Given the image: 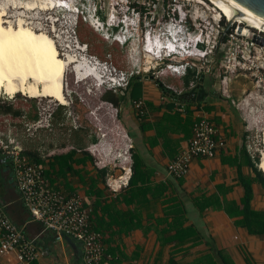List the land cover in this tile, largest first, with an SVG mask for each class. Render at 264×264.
I'll return each mask as SVG.
<instances>
[{"label": "crops", "instance_id": "crops-1", "mask_svg": "<svg viewBox=\"0 0 264 264\" xmlns=\"http://www.w3.org/2000/svg\"><path fill=\"white\" fill-rule=\"evenodd\" d=\"M219 79L217 71L202 73L200 81L178 91L175 87L181 75H138L118 92L126 97L114 107L116 119L137 163L132 182L116 194L108 190L105 179L109 171L120 169L109 159H98L95 149L100 144L92 143L89 135H82L71 123L75 118L72 106L66 105L62 113L56 111L53 119L56 126L67 124L69 134L40 128L23 143V118L17 119L21 126L16 128L1 114L0 130L16 137L28 151L26 155L44 167L54 189L82 199L90 210L91 227L103 235L107 264H264V232L251 233L238 225L242 215L235 214L248 191L251 209L264 214V186L256 180L247 149L248 136L254 135L257 125L248 112L232 103L247 79H234L229 98L222 95ZM162 83L173 90L164 91ZM104 92L99 93L100 100ZM138 99L146 105L143 118L134 108ZM202 117L213 122L226 144L213 157L193 159L185 177H172L167 166L191 138L193 123ZM107 139L103 142L115 147L117 138ZM0 204L36 246L37 258L29 264H83L81 242L31 221L16 188L11 158L1 153ZM227 205L233 215L225 210ZM0 264L25 263L9 252L0 256Z\"/></svg>", "mask_w": 264, "mask_h": 264}, {"label": "built area", "instance_id": "built-area-1", "mask_svg": "<svg viewBox=\"0 0 264 264\" xmlns=\"http://www.w3.org/2000/svg\"><path fill=\"white\" fill-rule=\"evenodd\" d=\"M165 1L132 0L130 9H111L106 21L100 19L101 9L95 7L87 19L84 17V21L87 20L95 31L101 32L109 43L134 46L129 52L131 60H139L137 57L140 53L139 58L156 64L143 69L121 70L113 65L109 54L104 60L89 55L87 45L78 42L75 36L76 44L82 45L83 56L90 64L100 68L101 88L120 91L129 85L130 78L134 76L159 78L166 74L184 75L188 68H196L198 74L214 73L216 57L220 54L222 95L231 97L229 83L238 73L255 79L254 86L264 89V45L253 41L254 35L264 39L262 29L238 19L228 20L209 0H196V9H186V2L193 0H171V5L179 4V8L164 9ZM156 6L162 9H151ZM76 10L73 30L79 15L83 13ZM228 22L229 30L219 42ZM245 27L248 32L242 33L240 28ZM166 88L167 91L173 90L172 86L166 85ZM232 103L240 106L234 101ZM36 104L38 119L35 122L23 121L28 136H34L40 128H51L53 114L61 105L50 98H37ZM134 108L139 118L146 116L143 99L134 101ZM73 123L77 126L75 121ZM248 137L247 149L254 159L261 152L259 138L255 139V134ZM225 144L212 121L205 117L196 120L191 138L168 164V174L178 179L185 177L193 159L213 157ZM131 148V143L125 148V163H121L119 168L114 165L120 170L106 174L105 184L111 193H119L129 186L133 174ZM23 151L16 137L4 135L0 130V153L11 158L16 188L31 221L41 223L53 233L81 242L83 264H107L104 260L103 235L92 229L90 210L83 205L82 199L78 195H67L54 189L45 176L44 167ZM9 252H14L20 263L29 264L37 258L35 244L7 217L0 204V256Z\"/></svg>", "mask_w": 264, "mask_h": 264}, {"label": "rangeland", "instance_id": "rangeland-1", "mask_svg": "<svg viewBox=\"0 0 264 264\" xmlns=\"http://www.w3.org/2000/svg\"><path fill=\"white\" fill-rule=\"evenodd\" d=\"M40 0H20L19 4H14L12 1H5L0 0V5L4 4L6 9L14 12V11H21L24 12L26 22L29 23V25H32L36 28H39L44 31L47 35H49L53 41L56 43V46L58 47L60 55L63 57L66 54L70 53L73 55H76L78 58H80L79 63L82 64L84 69L96 72L98 68L94 66L93 64H90L87 59L84 57H80L78 55H83L84 52L80 51L76 48V38L78 42L79 38H83L85 40L89 39H97L98 42L105 40L103 34L101 32H97L93 29V36H88L86 33V30L91 26L89 25L88 21H84V17L87 19V16L91 13L93 7L100 10L101 12L99 14L100 19L103 21L107 20V16L110 13L111 9H130L133 2L132 0H62V4L64 6H56V7H41ZM66 1V2H65ZM31 2V8L28 6H25L26 3ZM171 0H166L164 9H178L179 4L171 5ZM211 2V1H210ZM170 3V4H169ZM212 3V2H211ZM213 4V3H212ZM66 5V7H65ZM215 6V4H213ZM21 6V7H20ZM167 6V7H166ZM217 6V5H216ZM215 6V7H216ZM130 7V8H129ZM76 9H79V11H82L83 13L80 16V18L84 21L83 28L76 32V28L73 30V20L75 18V13L73 11H76ZM151 9H162L161 6L152 7ZM186 9H196V0L186 2ZM216 9H220L218 6ZM71 22V23H70ZM124 27L121 29L123 30ZM95 31V32H94ZM70 32V33H69ZM108 45H112L107 40H105ZM96 44V41H93ZM81 43V42H80ZM92 43V42H91ZM83 44V43H82ZM92 46V45H91ZM120 49H117V53L120 55L109 52L108 54L111 56V61L113 65L121 70H126L127 67L129 68H147L148 65H156L155 62H148L145 60V58H139L140 53L138 54L137 61L135 60H128V55L134 46L131 45H120ZM94 50V48H92ZM89 49L87 48V51ZM91 50V49H90ZM121 50V51H120ZM125 50V53H124ZM111 53V54H110ZM78 54V55H77ZM89 54V52H88ZM104 59H106L107 55ZM90 55V54H89ZM98 57V56H97ZM219 60H216L215 62V71L219 72L220 74V81L223 75L222 69L220 67V60L221 55H218ZM101 59V60H104ZM126 60V61H125ZM159 63V62H158ZM74 65L69 64L66 70L65 75V82L67 84V99H68V106H72L74 110V121L76 122V125L80 127H83L85 130L87 129L88 125L91 127L92 131L91 134L95 135L98 138V141L96 144H100L98 147H96L99 157L101 159H109L110 163L113 165H116V167L119 168V165L125 161L126 155H125V148L129 145V139L124 137V131L120 128L119 123L117 121V111L109 104H101L100 100V94L101 91H105L103 88H97L94 85L93 79H87L86 81L81 82H75L74 80ZM97 68V69H96ZM74 74H73V72ZM89 76H93L91 74H88ZM87 75V76H88ZM97 75L99 76V69L97 70ZM239 76H244L243 74H237L231 78V82L229 83V92L231 95V87L230 84L234 82V79H236ZM246 83L245 89L241 91L240 97L235 103H238L241 107L240 109L245 110L248 112L253 120L254 125H257V130H255L256 138H259V148H263V132H264V89L260 86L255 87L254 82L255 79L251 78L248 75H245ZM219 81V83H220ZM66 89V85H65ZM66 95V92H65ZM35 99L36 101H32ZM49 98H46V100ZM51 99V98H50ZM53 100V99H52ZM87 103L88 107L81 104V103ZM32 102L37 103V98H27V96L22 95L21 93L15 94L13 97H9L8 95H3V93L0 95V105L1 106H7L8 103L13 104V108L17 109L19 107H29ZM57 102V101H56ZM58 103V102H57ZM25 105V107H24ZM64 105V104H61ZM98 109V110H97ZM95 111L98 116V119H94L92 116V112ZM97 111V112H96ZM3 119H0L2 121ZM7 122H9L7 120ZM12 124L16 128H20L21 124L20 121L14 120ZM74 124V123H73ZM23 125V124H22ZM76 126V127H77ZM69 126L66 124L64 126H56V123H52L51 131L47 130L48 133L51 134H57V135H66L69 134L68 130ZM48 129V128H45ZM105 135V136H104ZM116 137L117 140L115 143V147H111L106 145L103 141L109 140L107 138ZM111 142V140H110ZM95 144V143H94ZM261 153V152H260ZM119 154H123L122 157L119 156ZM106 160V161H107ZM99 161V160H98ZM125 163V162H124ZM117 168V169H118Z\"/></svg>", "mask_w": 264, "mask_h": 264}, {"label": "bare ground", "instance_id": "bare-ground-1", "mask_svg": "<svg viewBox=\"0 0 264 264\" xmlns=\"http://www.w3.org/2000/svg\"><path fill=\"white\" fill-rule=\"evenodd\" d=\"M5 1H12L14 4L20 3V0ZM209 1L215 6L217 5L220 8L217 10L228 20L238 19L242 23L255 26L264 31L263 27L255 23L232 16L214 0ZM39 3L41 7L48 8L64 6L62 0H40ZM25 6L31 8V2L26 3ZM73 12L76 18L77 10ZM24 17V12H12L6 9L4 4L0 5V95L3 93V95L13 97L15 94L21 93L27 98H51L59 104L68 105L65 75L68 65L73 63H75L73 68L75 74L72 71L75 82L93 79L95 87L101 88L100 68L96 66L99 69L100 75L98 76L97 68L96 72L84 69L82 64L77 62L80 58L76 55L68 53L62 57L53 39L43 30L29 25ZM72 25H74V21ZM240 31L242 33L248 32L246 27L240 28ZM81 46L79 43L76 48H80L81 51ZM78 56L87 59L83 55ZM95 115L96 113L93 111L92 116L97 119ZM262 142L263 148L261 149L258 166L264 173V132ZM119 156L121 157L120 154Z\"/></svg>", "mask_w": 264, "mask_h": 264}, {"label": "trees", "instance_id": "trees-1", "mask_svg": "<svg viewBox=\"0 0 264 264\" xmlns=\"http://www.w3.org/2000/svg\"><path fill=\"white\" fill-rule=\"evenodd\" d=\"M83 22L84 21L80 17H78V21H77V25H76V32L80 31L83 28V26H84ZM86 33L88 36H93V28L89 27L86 30ZM102 40L103 41L100 40V42H98L97 39L85 40L83 38H79V41L81 43H84L87 45V48L89 49L88 50L89 54L96 55L100 59H104L106 54H108L109 52H114V53L120 55L119 53L114 51V49L117 50V49L121 48L117 42L111 43L112 45H108L104 39H102ZM93 41H96V44ZM92 48H94V50ZM124 53H125V50H124ZM136 77L137 76L130 78L129 85L125 89H127L131 85L132 81L135 80ZM201 77H202V74H198L196 68H188L186 70V73L184 75H181V80H180L181 82H177L175 88L177 90H181L183 88H188L191 85H193L195 82L200 81ZM159 81L161 83V80H159ZM166 85L167 84L162 83V88L164 91L168 90L166 88ZM169 86H171V85H169ZM118 92L119 91L107 90L101 96V100L108 102V103H111L112 106H114L115 108H118L122 104V102L124 101V99L126 97L125 95H122ZM32 101H36V100L33 99ZM81 104H83V103H81ZM24 107H25V105H24ZM64 108H65V105H59L57 107V109L55 110V112L53 114L52 123H53V119H54V115H55L56 111L58 113H62L63 112L62 109H64ZM0 114L4 115V118L6 117L8 119H11L13 122H14V120H17L18 118L22 117L23 118L22 124H23L24 120H25V122H35L38 119V110H37V106H36L35 102L34 103L32 102V104L29 107H26V108L19 107L17 109H14L13 104H11V103H8V105L5 107L0 105ZM76 128L79 129V132L82 135H89L91 137L92 143H96L98 141V138L95 135L91 134L92 129L89 125H88L86 130L83 127H80V125L77 126ZM48 130H51V128H49ZM25 138H26V140H31V139H29L31 137H29L25 134L24 140H22L23 143H24V141H26ZM23 153L28 155V151H25V149H24ZM130 153H131V158L133 160L132 171L134 174V168H135V165L137 163V158L133 154L132 150H130ZM259 162H260V153H257L255 158L253 159L252 165H253V167L256 171V174H257L256 180L264 186V173L262 172V170L260 168H258ZM133 174H132V177L130 179V183L132 182ZM250 195L251 194L248 191L246 193L245 197L242 199V202H241L242 208L241 209H235V214L242 215V219L240 221H238L237 223H238V225L246 227L251 233H263L264 232V214L260 213V212L253 211L251 209V207H250ZM228 206L229 205L224 207L225 210L230 215H233L231 210H229ZM230 206L236 208L235 204H232Z\"/></svg>", "mask_w": 264, "mask_h": 264}, {"label": "water", "instance_id": "water-1", "mask_svg": "<svg viewBox=\"0 0 264 264\" xmlns=\"http://www.w3.org/2000/svg\"><path fill=\"white\" fill-rule=\"evenodd\" d=\"M222 9L237 17L251 23H255L264 28V0H214ZM230 22L227 23L220 37V41L224 39L229 30ZM253 41L257 44L264 45V39L257 35L253 36ZM263 172V171H262Z\"/></svg>", "mask_w": 264, "mask_h": 264}]
</instances>
